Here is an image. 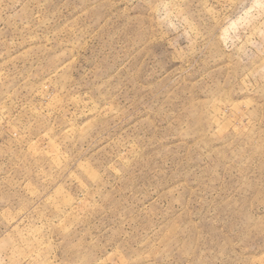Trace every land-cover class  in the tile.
Wrapping results in <instances>:
<instances>
[{"label": "rangeland", "instance_id": "rangeland-1", "mask_svg": "<svg viewBox=\"0 0 264 264\" xmlns=\"http://www.w3.org/2000/svg\"><path fill=\"white\" fill-rule=\"evenodd\" d=\"M0 264H264V0H0Z\"/></svg>", "mask_w": 264, "mask_h": 264}]
</instances>
